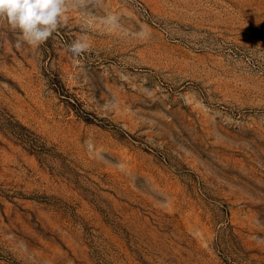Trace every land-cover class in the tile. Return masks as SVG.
<instances>
[{"label": "rangeland", "instance_id": "rangeland-1", "mask_svg": "<svg viewBox=\"0 0 264 264\" xmlns=\"http://www.w3.org/2000/svg\"><path fill=\"white\" fill-rule=\"evenodd\" d=\"M69 9L0 21V264H264V0Z\"/></svg>", "mask_w": 264, "mask_h": 264}, {"label": "clouds", "instance_id": "clouds-1", "mask_svg": "<svg viewBox=\"0 0 264 264\" xmlns=\"http://www.w3.org/2000/svg\"><path fill=\"white\" fill-rule=\"evenodd\" d=\"M85 0H0V21H6L10 28L19 32L16 46L26 43L39 48L68 22L69 5L83 6ZM101 23L110 31L120 30L119 17L109 13ZM127 35V30H124ZM73 58L90 50L87 37H77L65 45ZM89 149L92 145L88 144Z\"/></svg>", "mask_w": 264, "mask_h": 264}]
</instances>
